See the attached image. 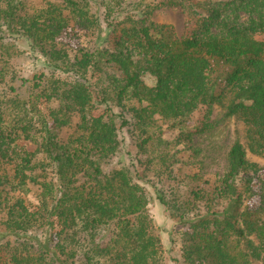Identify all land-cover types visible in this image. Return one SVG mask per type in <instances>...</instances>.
Returning <instances> with one entry per match:
<instances>
[{"label":"trees","instance_id":"obj_1","mask_svg":"<svg viewBox=\"0 0 264 264\" xmlns=\"http://www.w3.org/2000/svg\"><path fill=\"white\" fill-rule=\"evenodd\" d=\"M62 1V7L31 9L23 0H0L1 45L6 33L18 34L51 70L25 80L31 83L28 100L0 97V171L10 164L16 184L0 176L6 212L0 238L22 239L0 241V264H163L146 175L134 165L105 172L103 164L122 152L123 128H133L138 153L147 155L161 139L151 131L157 115L175 121L177 143L196 156L193 138L207 128L185 123L200 106L210 113L220 105L228 117L242 118L250 152L264 151V0L204 7L202 0H163L157 9L173 6L186 14L182 37L173 26L151 22L148 8L145 18L129 17V26L115 28L124 0H110L105 10L116 34L113 46L79 48L72 57L49 45L72 24L87 32L101 28L98 3ZM41 100L51 105L55 127L39 110ZM75 115L77 130L61 140L56 129L70 126ZM22 139L36 151L19 146ZM152 163L147 158L142 166L150 170ZM258 173L240 141L230 149L222 178L202 177L185 161L160 173L166 185L156 191L157 200L182 232L179 264H264V181L259 191L253 187ZM30 184L40 191L34 208L11 195L26 194ZM256 197L257 206L245 205Z\"/></svg>","mask_w":264,"mask_h":264},{"label":"rangeland","instance_id":"obj_2","mask_svg":"<svg viewBox=\"0 0 264 264\" xmlns=\"http://www.w3.org/2000/svg\"><path fill=\"white\" fill-rule=\"evenodd\" d=\"M97 14L100 20L101 28L94 32H87L75 27L72 24L65 29L57 38L55 43L49 45V48L54 50L66 51L72 57L77 53L79 48L98 49L102 47L111 48L116 36L114 30L110 26V22L106 19V4L110 0H96ZM163 0H124L120 9V16L116 20L115 28L127 27L130 25V18L135 20L145 18V11H153L149 20L155 24H165L173 26L177 35L182 37L186 33L187 16L178 7L165 6L157 9V6ZM229 0H202L203 7L207 3H213L214 6L223 4ZM31 9L45 8L50 4L58 7L63 6L62 0H23ZM153 9V10H152ZM244 19L246 18L243 16ZM51 72L48 68L46 58L24 38L18 34H5V38L0 43V97L6 102L10 97L19 95L20 98L28 100L31 97V83H26L25 80L31 79L34 75L42 72ZM149 83H152L149 80ZM94 98H97L96 89H92ZM51 105L41 100L39 110L46 117L49 125L55 127V122L50 118ZM106 109V105L101 106L95 115L102 114ZM113 112L117 115L120 109L113 107ZM79 116L75 115L72 118V123L68 127L57 128L61 140L66 141L71 137L79 125ZM155 125L151 130L156 138L161 134V139L153 146V142L148 147L147 155L138 153L132 135L137 137V133L128 128L120 129L119 138L122 143V152L118 155L107 159L103 164L105 172H111L114 169L128 166L133 168V165L138 171L146 175L148 181L143 185L150 194L151 202L148 206V213L154 225V232L159 236L162 243L163 264H179L182 261V235L180 228L177 229L178 223L170 217L166 208L157 200L156 191L166 185L160 178L164 176L160 173L170 164L177 165L185 161L187 169L194 170L197 168L202 177L222 178L228 170V155L231 147L236 141H240L246 148L247 158L250 162L259 166L258 179L254 182V189L259 191L261 182L264 181V151L259 154L251 153L249 150V126L245 124L239 116L228 117L225 107L214 105L209 113V109L205 106H200L195 110L189 119L186 120L190 129L197 126L206 125V131L202 134L195 135L193 138V146L196 151V156L190 153L183 144L177 143L176 136L178 130L174 129V120H165L160 116L154 117ZM18 145L29 150L36 151L37 145L30 140H19ZM41 155H37L39 160ZM152 163V168L146 170L142 166L147 161ZM154 159V160H153ZM177 159V162L174 161ZM195 167V168H194ZM187 170H185L186 172ZM2 181L6 184L11 183L16 187L13 181L14 169L10 164L2 166L0 171ZM7 178V179H6ZM30 191L22 194L19 190L14 191L11 195L24 198L25 201L34 208L38 204L39 189L37 186L30 184ZM259 198L246 201L245 205L251 204L257 206ZM6 212L0 207V232L5 233ZM42 235V234H41ZM43 236V235H42ZM22 238V237H20ZM15 239L11 235L5 238H0V241H21Z\"/></svg>","mask_w":264,"mask_h":264}]
</instances>
